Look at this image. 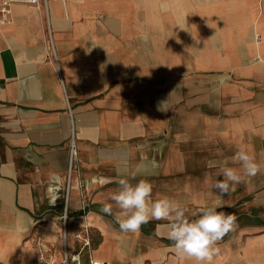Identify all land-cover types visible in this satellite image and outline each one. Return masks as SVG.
<instances>
[{"label": "crops", "instance_id": "obj_1", "mask_svg": "<svg viewBox=\"0 0 264 264\" xmlns=\"http://www.w3.org/2000/svg\"><path fill=\"white\" fill-rule=\"evenodd\" d=\"M7 20L0 264L32 248L33 232L71 258L84 226L94 237L79 253L86 263L195 264L177 255L167 220L119 230L111 196L121 178L149 181L153 200L179 201L189 219L220 199L236 228L212 264H264V234L239 242L264 222L235 212L264 187V0H45L39 9L13 4ZM240 148L262 165L253 177L231 160ZM209 161L240 171L230 194L214 189L224 177Z\"/></svg>", "mask_w": 264, "mask_h": 264}, {"label": "clouds", "instance_id": "obj_2", "mask_svg": "<svg viewBox=\"0 0 264 264\" xmlns=\"http://www.w3.org/2000/svg\"><path fill=\"white\" fill-rule=\"evenodd\" d=\"M231 160L233 163H239L249 177L255 176L262 168V165L255 161L254 156L244 148L238 149ZM227 163V161L208 162L209 167L219 165V173L224 177L213 185L221 195L234 191L235 185L241 183L242 179L240 171L228 167ZM59 183L60 178L52 175L49 192L54 194ZM152 191L153 186L147 180L141 179L133 185L127 178L119 179L118 188L111 196V200L119 208V211L114 214L119 230L125 233H136L140 231L143 224L152 219L167 220L169 221L168 239L172 241V246L182 260L189 258L195 264H212L214 257L219 253V248L216 247L217 242L235 230L237 218L224 211H218L223 205L220 199H216L211 206L201 208L197 218L189 219L186 215L187 208L183 207L179 201L167 196L153 200ZM55 199L53 195L51 202L54 203ZM102 211L113 215L111 204L103 205ZM21 230H25V226H22Z\"/></svg>", "mask_w": 264, "mask_h": 264}, {"label": "rangeland", "instance_id": "obj_3", "mask_svg": "<svg viewBox=\"0 0 264 264\" xmlns=\"http://www.w3.org/2000/svg\"><path fill=\"white\" fill-rule=\"evenodd\" d=\"M68 180V174L66 177V182ZM67 191V183L64 188V195ZM218 211H221V208L218 209ZM235 212L238 213H244L249 215L250 217H255L256 221L258 222H264V187H257L255 194L248 199L247 203L245 205H241L236 208ZM193 214L194 212L191 211ZM199 212L193 214V216H197ZM61 230H60V237L62 241L65 239V221L62 219L60 221ZM247 232L243 233V237L239 240L240 245L242 246L243 243L247 240L248 237L257 236L260 234H264V228H258L253 227L251 229L247 228ZM82 237L86 238L89 241V247L92 246L93 242V235L90 232L88 227H82L78 233ZM30 242L32 244V248H16L18 253L14 255V258H11L12 264H71L72 262L76 261V258L72 260L71 262L66 263V257L70 254V251H65L64 248H59L58 251L54 246L50 243L44 242L39 234L33 232L31 236H29ZM77 247L75 249V253L78 252L79 248V242L76 241ZM70 259V257H68ZM80 264H89V261L84 262L83 259H80Z\"/></svg>", "mask_w": 264, "mask_h": 264}, {"label": "built area", "instance_id": "obj_4", "mask_svg": "<svg viewBox=\"0 0 264 264\" xmlns=\"http://www.w3.org/2000/svg\"><path fill=\"white\" fill-rule=\"evenodd\" d=\"M13 4H27L36 7L37 9L39 8H44L45 7V0H0V25L5 24L8 22L7 18L10 16V8ZM74 157V147H71V157L69 160V167H68V174L70 173L72 169V158ZM68 196V188L65 194V198ZM66 214L64 213L63 215V220L65 218ZM74 238L76 241L79 242V248L78 252L72 256L70 259H66L67 262H71L76 258V264H80V258H79V253L88 248L89 246V241L82 237L80 234H75ZM89 264H107V263H102L98 261H93L89 260Z\"/></svg>", "mask_w": 264, "mask_h": 264}]
</instances>
